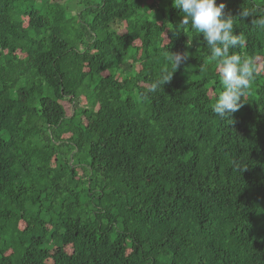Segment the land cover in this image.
I'll list each match as a JSON object with an SVG mask.
<instances>
[{"label": "trees", "instance_id": "obj_1", "mask_svg": "<svg viewBox=\"0 0 264 264\" xmlns=\"http://www.w3.org/2000/svg\"><path fill=\"white\" fill-rule=\"evenodd\" d=\"M221 2L257 65L224 120L172 0H0V264H264V0Z\"/></svg>", "mask_w": 264, "mask_h": 264}, {"label": "clouds", "instance_id": "obj_2", "mask_svg": "<svg viewBox=\"0 0 264 264\" xmlns=\"http://www.w3.org/2000/svg\"><path fill=\"white\" fill-rule=\"evenodd\" d=\"M172 3L183 14L181 26L189 25L195 34L202 33L203 42L210 50V59L218 63L223 87L211 109L221 120H224L242 106L243 97L257 74V65L252 57L230 53V49L238 48L242 41L240 35L233 34L236 18L225 15L223 2L217 4L216 0H172ZM239 15L240 20L255 16L252 24L264 31V15L258 14L253 9H242ZM167 27L171 29L172 25L169 23ZM188 55L187 52L171 53L168 59L172 63L173 70L164 77L156 79L148 88V92L154 93L162 89L163 83L170 80L172 72L188 58ZM144 95L146 94H140L141 97Z\"/></svg>", "mask_w": 264, "mask_h": 264}, {"label": "rangeland", "instance_id": "obj_3", "mask_svg": "<svg viewBox=\"0 0 264 264\" xmlns=\"http://www.w3.org/2000/svg\"><path fill=\"white\" fill-rule=\"evenodd\" d=\"M77 1H80V0H77ZM84 1H86V2H90V3H97V2H99L100 0H84ZM81 9H82V7H81Z\"/></svg>", "mask_w": 264, "mask_h": 264}]
</instances>
